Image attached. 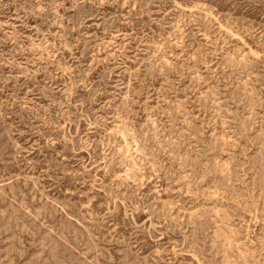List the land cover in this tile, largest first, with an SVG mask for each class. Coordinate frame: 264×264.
I'll return each instance as SVG.
<instances>
[{
	"label": "rangeland",
	"instance_id": "374dc122",
	"mask_svg": "<svg viewBox=\"0 0 264 264\" xmlns=\"http://www.w3.org/2000/svg\"><path fill=\"white\" fill-rule=\"evenodd\" d=\"M0 264H264V0H0Z\"/></svg>",
	"mask_w": 264,
	"mask_h": 264
}]
</instances>
